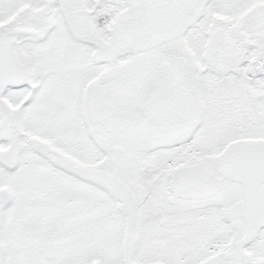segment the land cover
Wrapping results in <instances>:
<instances>
[{
  "label": "snow or ice",
  "instance_id": "1",
  "mask_svg": "<svg viewBox=\"0 0 264 264\" xmlns=\"http://www.w3.org/2000/svg\"><path fill=\"white\" fill-rule=\"evenodd\" d=\"M0 264H264V0H0Z\"/></svg>",
  "mask_w": 264,
  "mask_h": 264
}]
</instances>
